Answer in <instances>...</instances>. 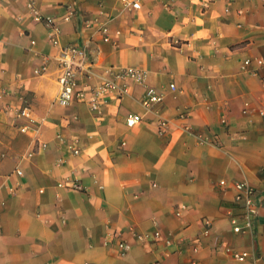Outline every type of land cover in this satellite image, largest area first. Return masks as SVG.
I'll list each match as a JSON object with an SVG mask.
<instances>
[{
    "label": "crops",
    "instance_id": "1",
    "mask_svg": "<svg viewBox=\"0 0 264 264\" xmlns=\"http://www.w3.org/2000/svg\"><path fill=\"white\" fill-rule=\"evenodd\" d=\"M28 2L52 17L74 3L76 14L55 34ZM140 3L0 0V264H238L224 246L256 257L244 264H264V66L256 63L264 3ZM71 41L89 51L86 89L111 68L143 69L145 84L163 94L157 113L140 104L146 87L132 81L98 112L76 100L57 104L55 56ZM24 105L34 123L16 115ZM129 112L142 120L127 126ZM157 114L168 120L163 132ZM234 181L254 187L260 204L252 229L239 233L227 215L239 210ZM118 237L129 244L124 256Z\"/></svg>",
    "mask_w": 264,
    "mask_h": 264
},
{
    "label": "built area",
    "instance_id": "2",
    "mask_svg": "<svg viewBox=\"0 0 264 264\" xmlns=\"http://www.w3.org/2000/svg\"><path fill=\"white\" fill-rule=\"evenodd\" d=\"M78 1V0H76ZM123 8L127 9H139L141 6V0H119ZM264 3V0H262ZM28 7L32 13L33 19L42 23L49 30L55 32L58 31V24L60 20H71L76 14V6L74 3L68 4L66 11L59 17L45 16L41 14L32 4L28 2ZM94 21H97L96 18ZM91 21L85 20V25L88 26ZM98 31L101 33L103 40H108V28L105 24L99 26ZM51 40L55 43V36H51ZM60 51L55 56L57 67L59 71L58 84L59 89L55 97V102L61 106L70 104L73 100L79 102H85L92 111L98 112L101 104L108 102L112 97H120L122 94L128 92V81H132L136 84L145 85V90L140 98V104L150 111L157 113V106L163 100V94L158 92L154 87L147 86L146 71L137 68H120L110 69V76L100 77L98 81L86 89V80L91 79L94 76L92 63L88 57L87 48L85 45L80 44L77 41H71L67 45H62ZM251 60L245 59L243 61V67L250 65ZM258 66H264V58L256 59ZM47 65L44 64L36 73H44ZM169 89L175 90L174 83L169 84ZM88 91V94H87ZM259 110V114L264 116V106ZM18 117H24L27 122L34 123V117L31 109L28 105L19 107L16 110ZM142 117L139 114L129 112L126 114V125L131 127L137 122L141 121ZM168 120L157 114V125L159 131L163 132L166 129ZM28 124H24L19 127L21 132H28L30 130ZM33 129V128H32ZM38 140V139H37ZM124 144V142H123ZM40 147H45L44 142L38 140ZM69 148L74 155L80 154V149L74 143L69 144ZM17 174H21V171L17 169ZM69 179H63L57 183L58 186H67ZM219 184L224 185L225 181L221 180ZM71 187L79 188L80 185L77 182H72ZM232 187L235 190L233 201L238 206V212L233 213L228 211L229 222L232 226V230L236 233L245 232L251 230L254 225V220L258 214L259 199L256 197V191L247 181H234ZM179 212H177L178 214ZM208 226L210 222L205 221ZM154 241L160 240V232H153ZM166 244L172 243L171 239H166ZM114 249L119 256H124L129 250V244L125 239L118 237ZM224 250L233 258L238 264H244L249 258L256 259V257L249 251H234L227 246H224ZM259 258V257H258ZM190 264H195V260H192Z\"/></svg>",
    "mask_w": 264,
    "mask_h": 264
}]
</instances>
